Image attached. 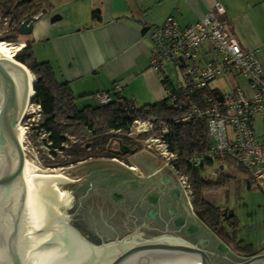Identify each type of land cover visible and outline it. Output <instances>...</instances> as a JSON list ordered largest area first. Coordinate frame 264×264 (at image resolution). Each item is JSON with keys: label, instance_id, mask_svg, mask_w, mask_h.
I'll list each match as a JSON object with an SVG mask.
<instances>
[{"label": "water", "instance_id": "water-1", "mask_svg": "<svg viewBox=\"0 0 264 264\" xmlns=\"http://www.w3.org/2000/svg\"><path fill=\"white\" fill-rule=\"evenodd\" d=\"M43 15L24 21L19 33L33 34ZM17 63L0 58V264H215L209 240L195 244L173 235L144 238L161 225L169 206L173 216H190L184 191L172 176L171 184L158 185L140 209L150 183L117 162L90 160L73 166L74 173L82 172L75 178L33 165L30 142L19 129L26 119L29 79L20 77L24 70ZM136 152L120 148L123 156ZM79 197L91 200L81 227L73 215ZM263 230L258 224L247 227L248 234ZM198 231L196 225L187 229L189 235ZM110 232L130 236L101 244L91 240ZM217 250L224 255L229 251L224 244ZM231 264H264V253Z\"/></svg>", "mask_w": 264, "mask_h": 264}, {"label": "crops", "instance_id": "crops-1", "mask_svg": "<svg viewBox=\"0 0 264 264\" xmlns=\"http://www.w3.org/2000/svg\"><path fill=\"white\" fill-rule=\"evenodd\" d=\"M217 3L226 9L220 20L245 50L259 49L264 67V0H93L91 19L82 22L66 20L61 15L52 17L46 10L28 40L38 47L40 61L50 63L57 80L69 83L75 96H94L122 83L126 99L138 107L154 105L166 100L169 82L150 68V29L163 25L170 16L183 27L194 24ZM138 152L121 161L90 160L117 162L149 181L150 187L139 200V208L143 209V203L158 185L168 186L170 176L176 177L155 152L156 160L162 163L152 159L145 164L136 162ZM245 180L248 189H253L249 177ZM205 196L208 200V193ZM253 211L250 217L254 219L243 221V225H264V206ZM260 232L251 235L257 254L264 253V230Z\"/></svg>", "mask_w": 264, "mask_h": 264}, {"label": "built area", "instance_id": "built-area-1", "mask_svg": "<svg viewBox=\"0 0 264 264\" xmlns=\"http://www.w3.org/2000/svg\"><path fill=\"white\" fill-rule=\"evenodd\" d=\"M46 10L45 7L38 15ZM225 13V7L217 3L194 24L183 27L170 16L163 25L149 31L150 68L169 82L168 107L181 113L175 123H204L208 131L210 147L192 156L180 157L170 151L166 140L168 127H164L158 137L146 141L151 151L152 144H157L156 154L175 175L189 201L194 198V191L180 163L206 169L214 167L217 160L231 159L264 194V67L258 56L259 49L245 50L220 20ZM169 67L175 72V80ZM239 77L247 79L249 93L237 82L230 92L212 87L217 80ZM124 89V84L117 83L112 91L99 92L94 99L97 105L106 106L114 100L115 94L122 97ZM33 105L27 116L35 115L28 121L40 122L42 108L36 103ZM258 118L262 120L261 134L257 132ZM162 124L163 120L157 117H138L128 136L133 138L136 131L144 134L156 131ZM25 130L27 134L29 125ZM42 136L45 139L48 134ZM49 154L52 156L51 152ZM227 165L214 169L208 176L220 178L228 171Z\"/></svg>", "mask_w": 264, "mask_h": 264}, {"label": "trees", "instance_id": "trees-1", "mask_svg": "<svg viewBox=\"0 0 264 264\" xmlns=\"http://www.w3.org/2000/svg\"><path fill=\"white\" fill-rule=\"evenodd\" d=\"M45 7H51L47 0H0V12L12 11L13 19L17 23L5 41H19L22 36L19 33L21 24L38 15ZM33 45V41L27 40L24 48L16 54L15 60L23 63L26 70L31 71L36 78L33 103L42 108V120L36 129L41 134H48L43 142L51 155L57 159L61 153L65 158L48 167H69L93 158L122 159V145L139 151L142 149V140L160 135L164 127L169 129L166 140L170 151L180 157L192 156L210 147L206 125L194 122L176 124L175 119L181 113L169 108L167 100L138 107L124 95L120 97L115 94L109 105L99 106L96 103L94 106L80 109L70 84L60 83L52 65L38 60ZM164 81L167 82L165 79ZM138 117H157L163 120V124L157 126L156 132L144 134L136 140L128 134L133 121ZM115 143L117 148L113 147ZM180 169L190 178L197 210L207 219L210 226L218 225L220 220L215 212L216 208L207 201L204 193L225 188L227 182L221 178L223 175L213 178L205 173V168H193L184 163H180ZM240 169L244 171L241 166ZM218 231L219 234L222 233L221 229Z\"/></svg>", "mask_w": 264, "mask_h": 264}, {"label": "rangeland", "instance_id": "rangeland-1", "mask_svg": "<svg viewBox=\"0 0 264 264\" xmlns=\"http://www.w3.org/2000/svg\"><path fill=\"white\" fill-rule=\"evenodd\" d=\"M49 5L51 6L47 8L48 14L50 13V16L55 15H61L62 18L66 20H78L79 22L86 21L87 19H91V13H92V3L93 0H47ZM12 11L5 12L2 10L0 12V41H5L6 38L11 34L14 27H16V22L13 19ZM31 35L27 36H21L19 41H25L27 43V40L30 38ZM9 42V41H6ZM35 44V43H34ZM35 54L37 55V46L34 47ZM38 58V57H37ZM40 61V59L38 58ZM41 62V61H40ZM169 73L173 80L176 79L174 70L169 67ZM236 82H240L246 90L247 93H249V88L246 87L247 79L244 77H239L237 79H229L224 78L215 81L212 84V87H217L221 89L224 92H230L235 87ZM76 103L80 109H83L86 106H94L96 104L94 96L91 95H76ZM89 100L88 103L85 101ZM37 111V109H35ZM28 115V114H27ZM35 114H30L27 116L25 123L23 124L24 128L26 125H29L30 130L27 131V134H25V137L30 142V146L32 148V162L33 165H35L37 168L44 172L48 173H60L65 174L67 177L75 178L82 174L81 171L75 172V169L72 168L73 166L79 165L80 163L76 165H72L69 167H58V168H50L48 165H55V163H58L59 161L65 160L63 154H59V158H55L53 156H50L49 150L45 147V144L43 142V137L40 131L36 129V126L41 122H31L28 121V118L34 117ZM31 124H34L33 126ZM154 132V131H153ZM150 132V133H153ZM156 132V131H155ZM257 132L258 134H261L263 132L262 129V120L261 118L257 119ZM148 134V133H146ZM144 133L135 132L133 138L138 139L140 136L142 137ZM159 136V135H158ZM154 136V138L158 137ZM153 137H150L148 139H151ZM147 140L141 142L142 149L145 150H139L137 156H136V162L138 163H144L152 159L155 163L161 162V160H156V157L154 156L153 152L156 153L157 151V144H152L153 150L152 152L147 151L148 150V144L146 142ZM113 147L117 148V144L115 143ZM147 149V150H146ZM95 159V158H93ZM99 159V158H98ZM118 161H121L119 158H115ZM159 161V162H158ZM163 162V163H162ZM162 164L164 165V161L162 160ZM161 164V165H162ZM228 164V165H227ZM227 165L228 171L223 174L221 178L227 182V186L225 188H222L220 190H210L205 191L204 196L206 193H208V200L215 206L221 207L226 206L230 209V211L235 215L239 216L243 221H252L254 218L250 217L251 215H254L253 209H258L260 206H264V194L258 190L257 188L248 189L246 185V180L248 175L245 174L244 171L240 169V166L235 163L231 159H220L215 162L214 167L207 166L205 169V173L207 175H210L214 169H220L222 166ZM72 168V169H71ZM229 174V175H228ZM207 198V196H205ZM259 206V207H258ZM257 216V215H255ZM256 225V224H255ZM245 228L246 236L248 237V231ZM244 232V231H243ZM262 232L258 233L260 236ZM252 237V236H249Z\"/></svg>", "mask_w": 264, "mask_h": 264}, {"label": "flooded vegetation", "instance_id": "flooded-vegetation-1", "mask_svg": "<svg viewBox=\"0 0 264 264\" xmlns=\"http://www.w3.org/2000/svg\"><path fill=\"white\" fill-rule=\"evenodd\" d=\"M123 158L124 156H122V159ZM173 195H175V193H173ZM182 196L184 198L185 208L189 211V218L195 220V223L189 224L188 217H178L175 215H171L173 213V208L171 209V206H169L166 208L167 215H162L161 225L154 231L146 232L144 238L164 237L173 235L186 239L187 241H191L195 244H198L199 241L202 240H209L211 245L210 251L214 252L213 260L215 264H231L234 262L245 261L256 255H259L256 253V246L254 247L251 243L252 237L249 236H251L252 234H248V237L246 236V234H244L245 228L250 226V224L243 225V220L239 218V216H235L228 207H218L207 200L214 208H216L215 212H217V215L219 216L220 220L218 224L219 226H210L207 222V219L195 207L194 198L189 201L185 198L183 194ZM165 200L166 198L164 197L158 203L161 209ZM90 205L91 200H87V198L86 202H83L81 198L77 202L73 215H75V219L78 220L80 227L84 226L83 224H81V222L86 221V219H88L87 217L90 214L88 208L91 207ZM180 220L182 221L183 225L181 224V226H177V223L180 222ZM192 225H196L197 227H199V231L194 235H189L187 233V229ZM219 229L222 230L221 234L218 233ZM88 230L90 231V229ZM86 235L89 237V239L91 238L90 233H87ZM103 235L104 237H100L98 239L91 238V240L96 244H101L103 241L111 242L117 238L124 239L126 236H130L122 234L120 232H110ZM220 244H224L229 249L227 254L224 255L218 252L217 249Z\"/></svg>", "mask_w": 264, "mask_h": 264}, {"label": "bare ground", "instance_id": "bare-ground-1", "mask_svg": "<svg viewBox=\"0 0 264 264\" xmlns=\"http://www.w3.org/2000/svg\"><path fill=\"white\" fill-rule=\"evenodd\" d=\"M25 46V42L24 41H17V42H6V41H0V58H5V59H8V60H11L15 63L16 60H15V56L17 53H19ZM18 65H20L24 72L20 73V77L21 78H25V76L28 77L29 79V101L27 103V106H26V109H25V115L27 116V114L33 109V99H34V95H35V92H34V89H33V84L36 80L35 76L32 75L29 71L26 70V68L17 63ZM19 129H20V132H21V135L23 137H25V134H26V130L23 126V122L19 125ZM18 160V158H17ZM60 174V173H58Z\"/></svg>", "mask_w": 264, "mask_h": 264}]
</instances>
